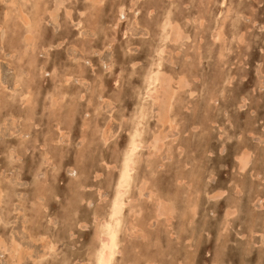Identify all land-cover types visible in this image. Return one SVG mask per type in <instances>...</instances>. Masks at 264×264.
I'll use <instances>...</instances> for the list:
<instances>
[{
	"label": "rangeland",
	"instance_id": "1",
	"mask_svg": "<svg viewBox=\"0 0 264 264\" xmlns=\"http://www.w3.org/2000/svg\"><path fill=\"white\" fill-rule=\"evenodd\" d=\"M17 1L0 0V264L94 260L137 130L112 264H264V0ZM165 84L170 122L149 95Z\"/></svg>",
	"mask_w": 264,
	"mask_h": 264
},
{
	"label": "bare ground",
	"instance_id": "2",
	"mask_svg": "<svg viewBox=\"0 0 264 264\" xmlns=\"http://www.w3.org/2000/svg\"><path fill=\"white\" fill-rule=\"evenodd\" d=\"M19 1V0H18ZM18 1H17V4H18ZM26 1H28V0H26ZM36 1V0H35ZM39 1V0H38ZM37 1V2H38ZM41 1V0H40ZM45 1V0H44ZM57 1V0H56ZM24 4H25V2H24ZM28 4V3H27ZM35 4V3H34ZM101 4H102V2H101ZM55 5V4H54ZM62 5V4H61ZM47 6V5H46ZM60 6V5H59ZM172 6V5H171ZM33 8H34V6H32ZM35 7H37V6H35ZM222 7V6H221ZM16 8V7H15ZM39 8V7H38ZM37 8V9H38ZM58 8V7H57ZM168 8H169V6H168ZM172 8H173V6H172ZM229 8V7H228ZM226 9V8H225ZM31 10V9H30ZM168 10V9H167ZM167 10H164V11H167ZM170 10V9H169ZM12 11V10H11ZM27 11H28V9H27ZM43 11H44V9H43ZM53 11V10H52ZM56 11V10H55ZM171 11V10H170ZM173 12H174V15H175V11L174 10H172ZM172 11H171V13H172ZM19 13H20V11H18ZM22 12V11H21ZM53 13V12H52ZM52 13H50L51 15H52ZM68 13V12H67ZM44 14V13H43ZM152 14V13H151ZM220 14V13H219ZM26 15V14H25ZM29 15V14H28ZM33 15V14H32ZM37 15V14H36ZM49 15V14H48ZM56 15V14H55ZM21 16V15H20ZM35 16V15H34ZM70 16V15H69ZM173 16V15H172ZM5 18H6V16H4ZM54 17V16H53ZM66 17V16H65ZM84 17V16H83ZM33 18V17H32ZM35 18V17H34ZM38 18V17H37ZM39 18H41V17H39ZM45 18V17H44ZM43 18V19H44ZM55 18V20H56V17H54ZM89 18V17H88ZM121 19V18H120ZM21 20V19H20ZM24 20H25V18H24ZM36 19H34V21H35ZM42 20V19H41ZM166 20V19H165ZM168 20H169V18H168ZM226 20V19H225ZM10 21H11V19H10ZM21 21H23V19L21 20ZM39 21V20H38ZM58 21V20H57ZM170 21H171V19H170ZM175 21V20H174ZM12 22V21H11ZM19 22V21H18ZM24 22V21H23ZM27 22V21H26ZM30 22V21H29ZM28 22V23H29ZM36 23H37V21H35ZM118 22V21H117ZM164 22V21H163ZM162 22V23H163ZM42 23H43V21H42ZM168 24H169V21L167 22ZM177 23V22H176ZM223 23V22H222ZM14 24H15V22H14ZM24 24H25V22H24ZM30 25L32 24V22H30L29 23ZM170 24H171V22H170ZM174 24V23H173ZM173 24H171L172 26H173ZM175 25V24H174ZM5 26H6V24H5ZM5 26H3V28H6ZM17 26V25H16ZM29 26V25H28ZM39 26V25H38ZM8 27V26H7ZM19 27V26H18ZM24 27V26H23ZM33 27V26H32ZM163 28H164V26H162ZM177 27H179V26H177V24L175 25V28H177ZM2 28V27H1ZM9 28V27H8ZM28 28H30V27H28ZM162 28V29H163ZM169 29L168 30H172V32H170V34H171V36H173V34L172 33H174L173 31H175L174 29H172L171 27H170V25H169V27H168ZM7 29V28H6ZM31 29V28H30ZM167 29V28H166ZM165 29V30H166ZM179 29V28H178ZM178 29L176 30V31H178ZM4 30V29H3ZM27 30V29H26ZM164 30V29H163ZM165 30H164V32H165ZM167 30V31H168ZM10 31V30H9ZM12 31V33L14 32V30H11ZM163 32V33H164ZM28 33V32H27ZM37 33V32H36ZM36 33H34V34H36ZM14 35L15 34H17L16 32L15 33H13ZM157 34H158V32H157ZM168 34V33H167ZM27 35V34H26ZM29 35V34H28ZM161 35H162V32H161ZM164 35V34H163ZM31 36V35H30ZM39 36V35H38ZM166 36V35H165ZM165 36H164V38H165ZM174 36H175V33H174ZM173 36V37H174ZM180 36V35H179ZM178 35H176L175 36V38H177V37H179ZM186 36V35H185ZM33 37V36H32ZM155 37H157V35H155ZM163 37V36H162ZM167 37V36H166ZM170 37V36H169ZM219 37V36H218ZM221 37V36H220ZM26 38H28L27 36H26ZM31 38V37H30ZM30 38H29V40H30ZM36 38V37H35ZM161 38V37H160ZM240 38V37H239ZM32 39V38H31ZM34 39V38H33ZM154 39H157V38H154ZM171 39V38H170ZM179 39H181V37H179ZM189 39V38H188ZM188 39H186V41L188 40ZM221 39V38H220ZM224 39V38H223ZM28 40V41H29ZM37 40V39H36ZM35 40V41H36ZM172 40H174L173 38L171 39V41ZM176 40V39H175ZM190 40V39H189ZM188 40V41H189ZM213 40V39H212ZM239 40V39H238ZM26 41V40H25ZM27 41V42H28ZM164 41V43L167 41H165V40H163ZM177 41H178V39L176 40V42L175 43H177ZM180 41V40H179ZM216 41V40H215ZM218 41V40H217ZM155 42V41H154ZM31 43H34V40L31 42ZM160 44V42L158 41L157 42V44ZM158 44V45H159ZM169 44V43H168ZM220 44V43H219ZM27 45H29V43L27 44ZM36 45V44H35ZM154 45V44H153ZM156 45V44H155ZM154 45V46H155ZM171 45V44H170ZM33 46H34V44H33ZM9 47V46H8ZM32 47V46H31ZM162 47H164V46H162ZM3 48V47H2ZM33 49H34V47H32ZM32 48H31V51H32ZM198 48V47H197ZM26 49V48H25ZM155 49V47L153 48V50ZM158 49H159V47H158ZM221 49V48H220ZM223 49H225V48H223ZM24 50V49H23ZM22 50V51H23ZM152 50V51H153ZM165 50V49H164ZM168 50V49H167ZM129 51V50H128ZM155 51V50H154ZM153 51V52H154ZM200 51V50H199ZM24 52H26V51H24ZM33 52V51H32ZM161 52V51H160ZM160 52H155V53H160ZM163 52V51H162ZM153 54V53H152ZM165 54V53H164ZM166 54H168V53H166ZM3 55V54H2ZM25 55V54H24ZM172 55V54H171ZM198 55V54H197ZM151 56V55H150ZM159 57L161 56V54L160 55H158ZM172 56H174V55H172ZM222 56V55H221ZM25 57V56H24ZM88 57V56H87ZM165 57V56H164ZM223 57V56H222ZM221 57V58H222ZM171 58V57H170ZM173 58V57H172ZM224 58V57H223ZM150 59V58H149ZM25 60V59H24ZM27 60V59H26ZM157 60V59H156ZM162 60V59H161ZM221 60V59H220ZM224 60V59H223ZM151 62L153 61V59L152 60H150ZM7 62V61H6ZM149 62V61H148ZM156 62V61H155ZM223 62V61H222ZM25 63V62H24ZM160 63V62H159ZM163 63V62H162ZM173 63V62H172ZM133 64V63H132ZM152 64V63H151ZM222 65H224L223 63H222ZM17 67H18V65H16ZM148 66V65H147ZM163 66H164V64H163ZM162 66V67H163ZM226 66V65H225ZM133 67H135L134 65H133ZM150 67V66H149ZM148 67V68H149ZM158 67H160L161 68V66H158ZM157 68V67H156ZM192 68V67H191ZM119 69V68H118ZM147 69V68H146ZM145 69V70H146ZM164 69H165V67H164ZM148 70L149 69H147V71H145L146 73L148 72ZM166 70H167V68H166ZM106 71V70H105ZM157 71H159L160 72V70H157ZM169 71V70H168ZM171 71H172V69H171ZM134 72V71H133ZM152 72V71H151ZM173 72V71H172ZM179 72V71H178ZM176 73V72H175ZM156 74V73H155ZM170 74H172V73H170ZM32 75V74H31ZM37 75V74H36ZM63 75V74H62ZM145 75V77H146V75L147 74H144ZM143 75V76H144ZM151 75V74H150ZM165 75V74H164ZM222 75V74H221ZM103 76V75H102ZM147 77H148V75H147ZM174 77V76H173ZM26 78V77H25ZM27 78H28V76H27ZM161 76H160V74H158V72H157V74L156 75H152V76H150V82H149V84H150V86L151 85H153L154 83H156V82H158V84H159V82H161L160 83V86H161V84L163 83V82H165L164 80H161ZM190 78H191V76H190ZM68 79V78H67ZM165 79V78H164ZM144 80H146V79H144ZM169 80H171V78H169ZM230 80V79H229ZM101 81H102V79H101ZM163 81V82H162ZM183 81V80H182ZM76 82V81H75ZM147 82V81H146ZM194 82V81H193ZM103 83V82H102ZM190 83V82H189ZM188 83V84H189ZM66 84V83H65ZM144 84V83H143ZM164 84V83H163ZM187 84V83H186ZM26 85V84H25ZM155 85V84H154ZM177 85V84H176ZM175 85V86H176ZM157 86V85H156ZM185 86V85H184ZM225 86V85H224ZM142 87H144V85L142 86ZM177 87H180L179 85L177 86ZM187 86H185V88H186ZM58 88H59V86H58ZM172 88V87H171ZM175 88V87H174ZM184 87H182V89H183ZM189 88V91H190V87H188ZM146 89V88H145ZM162 90H163V92L160 90V89H156L157 91H155L154 90V87H153V90L151 91L150 90V92H149V95L150 96H154V102H155V98H161L162 99V101H163V103L165 104V105H162V106H160V109H161V112H162V114L165 116V117H167L168 118V116L170 115L169 113L171 112V110H175V107L174 108H172V100H173V96H174V92L176 91H172L171 89H170V86H168L167 84H165L162 88H161ZM224 89V88H223ZM141 90V89H140ZM187 90V89H186ZM194 91V90H193ZM2 92V91H1ZM138 92V91H137ZM179 92V91H178ZM197 92V91H196ZM101 93V92H100ZM194 93V92H193ZM60 94V93H59ZM143 94H145V93H143ZM177 94V93H176ZM197 94V93H196ZM15 95V94H14ZM179 95V94H178ZM194 95V94H193ZM209 95H212V94H209ZM60 96V95H59ZM64 96V95H63ZM80 96V95H79ZM163 96L165 97L164 99H163ZM195 96V95H194ZM5 97H6V95H5ZM26 97V96H25ZM138 97H140V96H138ZM206 97V96H205ZM209 97V96H208ZM215 97V96H214ZM62 98V97H61ZM102 98V97H101ZM149 98V97H148ZM103 99V98H102ZM7 100V99H6ZM83 100V99H82ZM105 100V99H104ZM137 100V99H136ZM175 100V99H174ZM211 100V99H210ZM151 101V100H150ZM156 101H158V100H156ZM184 101V100H183ZM139 102V101H138ZM175 102V101H174ZM178 102V101H177ZM176 102V103H177ZM180 102V101H179ZM209 102V101H208ZM152 103V102H151ZM156 103V102H155ZM159 103H161V102H159ZM185 103V102H184ZM98 104V103H97ZM179 104H181V103H179ZM214 104V103H213ZM55 106V105H54ZM92 106V105H91ZM153 106V105H152ZM7 107V106H6ZM56 107V106H55ZM136 108V107H135ZM139 108H141V106L139 107ZM138 108V110H141V109H139ZM153 107H151V109H152ZM179 108V107H178ZM52 109V108H51ZM57 109V108H56ZM158 109V108H157ZM177 109V108H176ZM33 110V109H32ZM31 110V111H32ZM136 110V109H135ZM67 111V110H66ZM99 111V110H98ZM177 111V110H176ZM134 112V111H133ZM140 112V111H139ZM148 112H150V111H148ZM73 113V112H72ZM153 113V112H152ZM156 113H158V112H156ZM175 113H177V112H175ZM226 113V112H225ZM9 114V113H8ZM32 114V113H31ZM112 114V113H111ZM137 114H139V113H137ZM154 114V113H153ZM159 114V113H158ZM172 114H174V111H173V113ZM132 115V114H131ZM147 115V114H146ZM156 115V114H155ZM161 115V114H160ZM61 116V115H60ZM71 116V115H70ZM69 116V117H70ZM137 116V115H136ZM133 117V116H132ZM138 117V116H137ZM136 117V118H137ZM147 117V116H146ZM152 117H154V116H152ZM156 117V116H155ZM175 117V116H174ZM49 118V117H48ZM60 118V117H59ZM163 118V117H162ZM72 119V118H71ZM128 119H129V117H128ZM137 119H139V118H137ZM157 119V118H156ZM169 119V122H170V119L171 118H168ZM174 119V118H173ZM177 119V118H176ZM27 120V119H26ZM73 120V119H72ZM135 121V120H134ZM165 121V120H164ZM128 122V121H127ZM147 122V121H146ZM160 122H162V121H160ZM168 122V123H169ZM177 122V121H176ZM52 123V122H51ZM129 123V122H128ZM135 123V122H134ZM140 123V122H139ZM175 123V122H174ZM173 123V121L171 122V125L172 124H174ZM130 124V123H129ZM128 124V125H129ZM156 124H158V123H156ZM160 124V123H159ZM163 124V123H162ZM175 124H177V123H175ZM58 125V124H57ZM86 125V124H85ZM85 125H84V127H85ZM136 125H137V123H136ZM88 126V125H87ZM141 126V125H140ZM158 126V125H157ZM160 127H161V124L159 125ZM170 126V125H169ZM169 126H168V128H169ZM175 126V125H174ZM173 126V127H174ZM177 126H179V125H177ZM176 126V127H177ZM182 126V125H181ZM131 127V126H130ZM133 127H134V124H133ZM145 127H147V126H145ZM173 127H171V128H173ZM175 127V128H176ZM90 128V127H89ZM88 128V129H89ZM179 128V127H178ZM58 129V128H57ZM87 129V130H88ZM130 129V128H129ZM162 129V128H161ZM177 129V128H176ZM172 130V129H171ZM179 130V129H178ZM85 131H86V129H85ZM105 131V130H104ZM128 131V130H127ZM153 131V130H152ZM155 131V130H154ZM153 131V132H154ZM177 131V130H176ZM94 131H92V133H93ZM106 132V131H105ZM144 132V131H143ZM147 132H148V130H147ZM156 132H157V130H156ZM90 133H91V131L89 132V134H88V132H86V134H87V136H89L90 137ZM104 133V132H103ZM127 133V132H126ZM182 133V132H181ZM85 134V135H86ZM93 134H95V133H93ZM93 134H91V135H93ZM158 134V133H157ZM101 135H102V133H101ZM106 135H108V134H106ZM109 135H110V132H109ZM113 135V134H112ZM94 136H98V135H94ZM128 136V135H127ZM131 136V135H130ZM145 136V135H144ZM159 136V135H158ZM86 137V136H85ZM92 137V136H91ZM90 137V138H91ZM111 137V136H110ZM132 137V136H131ZM84 138V137H83ZM87 138V137H86ZM86 138H85V141H86ZM95 138V137H94ZM109 137H106V139H108ZM128 138H130V137H128ZM139 138H140V133H139V131L137 130V131H135V134L133 135V137H132V140H131V142H130V147H129V150H128V153L126 154V156H125V158H124V162H123V166L121 165L120 167H122L121 168V171H120V176H118L119 177V180H118V185H117V189H116V187H115V196H114V199H113V202H112V206H111V211H110V213H109V215H110V217H109V219H104V221H103V223H102V221H101V223H102V225L99 223L100 221L98 220V219H96V221L98 220L99 222H97V224L99 223L100 225H101V227H100V225H99V231H97L98 233H97V238H98V241H99V244H98V246H97V248H96V252H95V254L93 253V254H91L92 256L93 255H95V259L94 260H92L91 262L93 263V264H112L113 263V261H114V258H115V256H116V254L119 252L118 251V246H120L119 245V241H121V240H119V231H120V227H121V224H122V222H123V220H124V218H123V220H122V214H123V210L125 209V208H129V207H127L126 206V202H125V195H126V193H127V191H128V188H129V186H130V184H131V180H132V172L133 173H136V174H138L137 172H135L134 170H135V166H136V164L138 163H135V159H134V155H135V151L139 148V146H140V144H141V142H140V140H139ZM151 138V137H150ZM162 138V137H161ZM105 139V138H104ZM144 139V138H143ZM174 139V138H173ZM59 140V139H58ZM147 140V139H146ZM166 140V139H165ZM56 141V140H55ZM88 141V140H87ZM91 141V140H90ZM89 141V142H90ZM96 141V140H95ZM106 141H108V140H106ZM128 141H129V139H128ZM127 141V142H128ZM142 141V140H141ZM155 143H154V146L156 147V148H158L159 147V142L161 141L160 140V137H157L156 136V138H155ZM164 141V140H163ZM162 141V142H163ZM170 141V140H169ZM84 142V141H83ZM96 143V142H95ZM147 143V142H146ZM59 144V143H58ZM166 144V143H165ZM92 144H90V146H91ZM127 145V144H126ZM63 146V145H62ZM123 146V145H122ZM162 146V145H161ZM164 146V145H163ZM162 146V147H163ZM170 146V145H169ZM168 146V147H169ZM88 147V146H87ZM127 147V146H126ZM141 147V146H140ZM148 147V146H147ZM145 148H146V146H145ZM51 149V148H50ZM79 149H81V148H79ZM93 149V148H92ZM159 149V148H158ZM179 149V148H178ZM118 151V149H115L114 151ZM144 150V149H143ZM147 150V149H146ZM245 150V149H244ZM247 150V149H246ZM159 151V150H158ZM170 151V150H169ZM243 151V150H242ZM62 152V151H61ZM91 152V151H90ZM151 152V151H150ZM160 152V151H159ZM163 152V151H162ZM49 153V152H48ZM115 153V152H114ZM120 153V152H119ZM125 153V152H124ZM154 153V152H153ZM245 153H246V151H245ZM79 154V153H78ZM139 154H140V152H139ZM185 154V153H184ZM149 155H150V153H149ZM162 155V154H161ZM180 155V154H179ZM240 155V154H239ZM247 155V154H246ZM9 156V155H8ZM142 156V155H141ZM184 156V155H183ZM47 157V156H46ZM50 157V156H49ZM119 157V156H118ZM117 157V158H118ZM174 157V156H173ZM241 156H239L238 158H240ZM243 157V156H242ZM241 157V158H242ZM244 157H247V156H245V154H244ZM81 158H82V156H81ZM91 158V157H90ZM123 158V157H122ZM85 159V158H84ZM119 159V158H118ZM157 159V158H156ZM164 159V158H163ZM194 159V158H193ZM243 159V158H242ZM47 160V159H46ZM53 160V159H52ZM87 160V159H86ZM120 160H121V158H120ZM123 160V159H122ZM138 160V159H137ZM145 160H147V159H145ZM245 160V159H244ZM82 161V160H81ZM49 162V161H48ZM104 162V161H103ZM142 162V161H141ZM63 163V162H62ZM61 163V164H62ZM81 163V162H80ZM87 163V162H86ZM157 163H158V161H157ZM247 163V161L245 162V161H243V166H242V164H241V167H243V168H245V166L248 164H246ZM122 164V163H121ZM82 165V164H81ZM104 165V164H103ZM138 165V164H137ZM137 167H139V166H137ZM77 168V167H76ZM116 168V167H115ZM43 169V168H42ZM61 169V168H60ZM82 170V169H81ZM137 170H139V168H137ZM195 170V169H194ZM240 170V169H239ZM80 171V170H79ZM116 171H118L117 169H116ZM195 172V171H194ZM193 172V173H194ZM79 173V172H78ZM84 173V172H83ZM116 173H118V172H116ZM204 173V172H203ZM82 174V173H81ZM80 174V175H81ZM85 174V173H84ZM88 174V173H87ZM99 174V173H98ZM119 174V173H118ZM243 174V173H242ZM101 175V174H100ZM142 175V174H141ZM149 175V174H148ZM192 175V174H191ZM198 175V174H197ZM103 176V175H102ZM117 176V175H116ZM152 176V175H151ZM240 176V175H239ZM106 177V176H105ZM9 178V177H8ZM75 178V177H74ZM87 178V177H86ZM116 178V177H115ZM182 178V177H181ZM196 178V177H195ZM199 178V177H198ZM72 179V178H71ZM77 179H78V177H77ZM81 179V178H80ZM79 179V180H80ZM83 179V178H82ZM118 179V178H117ZM134 179V178H133ZM185 180V179H184ZM198 179H196V181H197ZM256 180V179H255ZM1 181V180H0ZM192 181V180H191ZM8 182V181H7ZM48 182V181H47ZM77 182H79L78 180L75 182V183H77ZM193 182H195V181H193ZM80 184H81V182H79ZM83 183V182H82ZM105 183V182H104ZM4 184V183H3ZM86 184V183H85ZM113 184H114V182H113ZM7 185V184H6ZM44 185V184H43ZM82 185V184H81ZM81 185H78V186H81ZM103 185V184H102ZM152 185V184H151ZM182 185H183V183H182ZM88 186V185H87ZM101 186V185H100ZM113 186V185H112ZM133 186H134V182H133ZM77 187V186H76ZM189 187V186H188ZM42 188V187H41ZM78 188V187H77ZM81 188V187H80ZM79 188V189H80ZM145 188V187H144ZM190 188V187H189ZM78 189V190H79ZM114 189V188H113ZM198 189V188H197ZM49 190V189H48ZM70 190V189H69ZM240 190V189H239ZM80 191V190H79ZM79 191H77V192H79ZM42 192V191H41ZM99 192V191H98ZM114 192V191H113ZM130 191H128V193H129ZM43 193V192H42ZM180 193V192H179ZM239 193V192H238ZM13 194V193H12ZM80 194H82V192L80 193ZM79 194V195H80ZM88 194V193H87ZM95 194V193H94ZM99 194V193H98ZM130 194V193H129ZM187 194H188V192H187ZM199 194V193H198ZM221 194V193H220ZM42 195V194H41ZM45 195V194H44ZM76 195V194H75ZM113 195V194H112ZM132 195H134V194H132ZM132 195H130L131 197H132ZM153 195V194H152ZM97 196V195H96ZM127 197L129 196V195H126ZM199 196V195H198ZM216 197H218L217 196V194L215 195ZM107 197H109V196H107ZM130 197V198H131ZM150 197H152V196H150ZM215 197V198H216ZM220 197V196H219ZM1 198V197H0ZM76 198H78V197H76ZM83 197H81V199H82ZM140 198V197H139ZM156 198H158V197H156ZM39 199V198H38ZM37 199V200H38ZM43 199V198H42ZM79 199V198H78ZM106 199V198H105ZM109 198H107V200H108ZM129 199V198H128ZM144 199V198H143ZM198 199H199V197H198ZM41 200V199H40ZM87 200V199H86ZM90 200V199H89ZM103 200V199H102ZM101 200V201H102ZM93 201V200H92ZM103 201H105V200H103ZM102 201V202H103ZM134 201V200H133ZM161 201V200H160ZM197 201V200H196ZM85 202V201H84ZM108 202V201H107ZM130 202H132V201H130ZM138 202V201H137ZM35 203V202H34ZM40 203H43L42 201H40ZM104 203V202H103ZM159 203V202H158ZM162 203H163V201H162ZM167 202H164L163 204H166ZM192 203H193V201H192ZM90 204V203H89ZM89 204H88V206H89ZM133 204V206L135 205L134 203H132ZM137 204V203H136ZM186 204V203H185ZM76 205V204H75ZM130 205V204H129ZM191 205V204H190ZM195 205V204H194ZM231 205V204H230ZM126 206V207H125ZM143 206V205H142ZM165 206V205H164ZM169 206V205H168ZM192 206V205H191ZM195 206H197V205H195ZM43 207V206H42ZM125 207V208H124ZM139 207H140V205H139ZM170 207V206H169ZM168 207V208H169ZM103 208V207H102ZM134 207H131V210L133 209ZM141 208V207H140ZM159 208H160V206H159ZM165 208V207H164ZM191 208H193V207H191ZM107 209V208H106ZM130 209V208H129ZM136 209V208H135ZM156 209V208H155ZM170 209H171V207H170ZM174 209V208H173ZM188 209V208H187ZM190 209V208H189ZM196 209V208H195ZM130 210V211H131ZM158 210V209H157ZM157 210H155V211H157ZM168 210V209H167ZM46 211V210H45ZM107 211H109V210H107ZM125 211V210H124ZM127 211V210H126ZM132 211H134V210H132ZM137 211V210H136ZM136 211H135V213H136ZM140 211H141V209H140ZM154 211V213H156ZM175 211V210H174ZM102 212V211H101ZM129 212V211H128ZM138 212H139V210H138ZM137 212V213H138ZM163 212H164V210H163ZM193 212V211H192ZM191 212V213H192ZM195 212V211H194ZM131 213V212H130ZM134 212L130 215L131 217H135L136 218V221H137V218H138V214L136 215ZM165 213V212H164ZM168 213H169V211H168ZM187 213V212H186ZM105 214V213H104ZM103 214V215H104ZM127 214V213H126ZM133 214H135V216H133ZM141 214V213H140ZM159 214V213H158ZM172 214V213H171ZM105 215H107V214H105ZM129 215V214H128ZM162 215V214H161ZM29 216V215H28ZM34 216V215H33ZM156 216V215H155ZM171 216H173V215H171ZM36 217V216H35ZM101 217V216H100ZM105 217V216H104ZM160 217V216H159ZM168 217V216H167ZM43 218V217H42ZM62 218V217H61ZM95 218H96V216H95ZM107 218V217H106ZM139 218H141V217H139ZM154 218V217H153ZM161 218V217H160ZM170 218V217H169ZM142 219V218H141ZM127 220V219H126ZM184 220V219H183ZM135 221V220H134ZM146 221V220H145ZM1 222V221H0ZM69 222V221H68ZM133 222V221H132ZM162 222V221H161ZM169 222V221H168ZM94 223V222H93ZM124 223H126V221L124 222ZM138 223V222H137ZM172 223V222H171ZM28 224V223H27ZM97 224H96V222H95V225H96V227H97ZM128 224H129V222H128ZM168 224H170V222L168 223ZM167 224V225H168ZM125 225V224H124ZM127 225V224H126ZM132 225V224H131ZM139 225H142V223L141 224H139ZM143 225H144V223H143ZM171 225V224H170ZM226 225V224H225ZM94 226V225H93ZM137 226V225H136ZM146 226V225H145ZM157 226V225H156ZM227 226V225H226ZM96 227H95V230H97L96 229ZM123 228L124 227H122V231H123ZM130 228V227H129ZM134 229H135V226L133 227ZM132 228V229H133ZM101 229V230H100ZM141 229H143L142 227H141ZM184 229V228H183ZM125 230H127V229H125ZM134 231V230H133ZM225 231V233H226V230H224ZM95 232V231H94ZM121 232V231H120ZM124 232V231H123ZM126 232V231H125ZM132 233V232H131ZM130 233V234H131ZM224 233V234H225ZM129 234V235H130ZM141 235H143L142 233H141ZM151 235V234H150ZM95 236V235H94ZM132 236H134V235H132ZM191 236V235H190ZM35 237V236H34ZM134 237H136V236H134ZM224 237H225V235H224ZM1 239V238H0ZM47 239V238H46ZM94 239V238H93ZM3 240V239H2ZM92 240V239H91ZM50 241V240H49ZM96 240H94V241H92L91 243H93V242H95ZM97 241V242H98ZM3 242V241H2ZM96 242V243H97ZM132 242V241H131ZM1 243V242H0ZM4 243V242H3ZM12 243H15V242H12ZM172 243V242H171ZM6 244V243H5ZM8 244V243H7ZM51 244H53V243H51ZM94 244V243H93ZM93 244H92V246H93ZM2 245V244H1ZM15 245H16V243H15ZM15 245H13V246H15ZM154 245V244H153ZM157 245V244H156ZM8 246V245H7ZM6 246V247H7ZM18 246V245H17ZM53 246V245H52ZM5 247V246H4ZM5 247V248H6ZM121 247V246H120ZM133 247V246H132ZM136 247V246H135ZM18 248H19V246H18ZM24 248V247H23ZM48 248V247H47ZM94 248V247H93ZM138 248V247H137ZM4 249V248H3ZM11 249H13V248H11ZM53 250H54V248H52ZM5 250V249H4ZM20 250L21 249H19V252H20ZM95 250V249H94ZM137 250V249H136ZM148 250V249H147ZM173 250V249H172ZM6 252H7V249L5 250ZM157 251V250H156ZM174 251V250H173ZM12 252H13V250H12ZM14 252H17V251H14ZM22 252V251H21ZM24 252V251H23ZM22 252V253H23ZM49 252V251H48ZM54 252V251H53ZM92 252H93V250H92ZM91 252V253H92ZM18 253V252H17ZM21 253V254H22ZM40 253V252H39ZM132 253V252H131ZM10 254V253H9ZM147 254V253H146ZM145 254V255H146ZM13 255V254H12ZM45 255V254H44ZM43 256V255H42ZM65 256V255H64ZM133 256V255H132ZM13 257H16V256H13ZM49 257V256H48ZM145 257H147V256H145ZM42 259H43V257H41ZM88 258V257H87ZM133 258V257H132ZM12 259V258H11ZM14 259V258H13ZM40 259V258H39ZM48 259V258H47ZM90 259H92V258H90ZM143 259H144V257H143ZM23 260V259H22ZM22 260H21V262H22ZM44 260H45V256H44ZM172 260V259H171ZM42 261V260H41ZM74 261V260H73ZM130 261V260H129ZM11 262V261H10ZM16 262V261H15ZM14 262V263H15ZM90 261H89V264L91 263ZM115 262V261H114ZM39 263H41V262H39ZM15 264H17V262L15 263ZM19 264V263H18ZM137 264V263H136ZM139 264V263H138ZM188 264H190V261H189V263Z\"/></svg>",
	"mask_w": 264,
	"mask_h": 264
}]
</instances>
